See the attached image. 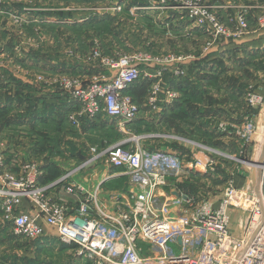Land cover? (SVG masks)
Returning <instances> with one entry per match:
<instances>
[{
  "label": "built area",
  "instance_id": "1",
  "mask_svg": "<svg viewBox=\"0 0 264 264\" xmlns=\"http://www.w3.org/2000/svg\"><path fill=\"white\" fill-rule=\"evenodd\" d=\"M150 4L149 9L174 11L203 32L208 38L202 50L205 54L224 41L236 43L253 29H264V7L259 5H241L224 16L228 6L220 9L212 0H150ZM220 11H224L222 15ZM86 61L117 73L89 84L79 78L60 79L63 94L78 108L68 117L75 129H80L83 121L103 115L126 133L141 116V108L128 93L132 85L149 82V104L156 107L164 91L165 75L187 74L186 69L176 66L184 61L182 57L169 56L163 61L148 51L111 60L99 47H93ZM153 64L160 65L155 75L147 71ZM169 65H173L172 69ZM39 80L44 81L41 77ZM247 96L249 110L240 122H223L218 129L234 135L242 148L255 133L257 113L264 103L261 95L252 92ZM171 97L178 95L173 93ZM142 140L144 137L135 136L113 145L53 183L44 184V172L37 161L20 163L16 157L8 161L11 142L0 136L1 223L32 244L45 237L47 225L57 232V241L75 251V259L84 264H264L262 190L242 191L229 180L218 204L185 192L165 194L170 180L213 173L220 159L236 158L199 145L184 162L166 149L146 147ZM100 156L127 176L126 191L103 199L101 185L76 183L81 171L95 164ZM249 165L264 173V161ZM63 191L78 198L76 205L61 198ZM25 202L34 208L33 214L21 212ZM232 209L250 214L243 237H236L231 231Z\"/></svg>",
  "mask_w": 264,
  "mask_h": 264
},
{
  "label": "crops",
  "instance_id": "2",
  "mask_svg": "<svg viewBox=\"0 0 264 264\" xmlns=\"http://www.w3.org/2000/svg\"><path fill=\"white\" fill-rule=\"evenodd\" d=\"M19 1L20 9L12 10L10 4L8 6L5 5L2 9L7 13V15L0 16V43H3V46L6 47L5 44H8V40L14 38V41L17 43V45L23 44L24 47V53L22 48L18 50V54L14 51L16 54L17 67L19 66L14 77H10V73L7 68L0 66V111H7V117H10L11 114H13L12 116L14 117L13 119H9L12 120L9 124L4 123L2 119L0 120L2 123L1 128L3 126L1 129L2 131L0 130V136L5 141L11 142V145L9 144L11 148L8 149V161H11L15 157L18 158L20 163L30 160L37 161L40 164L44 175L46 176L49 175L53 169L60 170L62 167L60 168V165L56 164L52 165L54 163H40L37 159H35L37 157L36 147L35 149H27L24 145L18 144V138H11L13 131L18 132V135L33 134L40 127H52L54 124L60 123V127L62 128L63 132H70V127L72 129V126L68 117L70 114L76 113L78 108L63 94L59 81L63 77L79 78L84 81V84H89L96 78H105L107 80L116 75L117 70L110 69L107 66L103 67L100 64L92 65L86 61V57L93 47H99L103 55L111 60H115L120 55L119 52H117V49L119 50V42L116 36H111V33H106V31L104 33V30H112L114 27H116L115 25L113 26L112 21L115 23L116 18L114 16L117 15H114L111 10H108V12H105V17H103V15H100L102 13H99L101 8H98L95 10V15L91 17L90 14L93 13L92 10H89L83 6L76 10H71V8L67 7V5L55 7V5L49 4L50 7H45V5H30V7H26L23 5V3H21L22 0ZM143 1H140L139 3L142 4L144 8H149L150 0H146L147 4H145ZM223 1L224 5L229 7V12L234 13L236 11L234 9L236 4L235 1ZM246 2L250 3L246 4L249 6L259 5L264 7V0H252V3L251 0H248ZM116 4L117 3L113 0V6ZM129 4L132 5V9H130L132 13V10H134V8L136 9L137 7H134L133 0H129ZM172 16L179 18V16L174 13ZM136 18L139 22L140 20L142 21V19L146 21V18H143L139 15H137ZM136 18L133 16L130 19L135 20ZM127 19L129 20V17H127ZM181 21L182 20H180V22ZM86 22L90 23L87 24ZM152 22L154 26H160L157 24V20H153ZM185 22L187 21L185 20L183 23L181 22L179 25V30L186 33L190 32L188 35H192V37L194 34H196L197 37H201L202 41H208L207 36L197 29L195 25L190 23L189 25H184ZM161 24H163V22ZM38 26H41L42 28H39ZM72 26H78V28L82 30L75 37L74 42L78 47L76 49L73 47V44L70 41L72 38L71 35L73 33L70 31L73 29ZM143 26L146 27L145 25ZM166 26L167 24L164 25V27ZM60 28H62L60 31L64 35V37L62 36L64 41H61V44H59V41L57 42L53 33L58 31ZM39 29H43L44 36L49 35L47 36V39H45L47 42H42L41 39L40 44L37 41L34 44L33 41L32 45H30L31 49H28V51L26 45L31 44L30 41L28 42V40L37 37L38 31H40ZM92 29L97 30V34L93 35V33L90 32ZM117 29L119 31V28ZM124 29L127 35V38L123 40L124 43H130L131 38H133V40H137V37L135 38L131 32V29H129L127 26H125ZM45 43L49 48L46 54L43 55L39 50H41V47ZM37 44L40 45L39 48L37 47ZM58 45L64 47L72 45V48L71 51L67 50L64 52V50H62V53L59 54V51H56ZM102 46H104L106 49H109L111 51L109 53L111 54L104 53ZM249 47H255L256 50L264 51V29H253L249 34L236 43H232L228 40L217 44L212 47L208 53L199 56L200 58H193L194 60H189L182 57L184 61L179 67L186 69L187 74L182 77L174 76L172 73L166 74L164 78V91L161 94L160 100L156 107L150 106L149 98L147 101L146 98L144 99V104L146 101L145 105L148 106L150 110L144 109L137 102L140 97L139 90L142 89V95H144V88L145 86L147 87L148 84L147 81L137 82L128 89V93L134 98L136 103L141 108V116L134 125L141 126L143 131L141 132L140 136L144 137V140L157 139L158 146H155V149H166L179 156L184 162H187L189 158H191L193 153L198 150L199 145H207L222 150L236 158V160H230L228 158L220 159L221 161L219 162L217 170L213 173L195 174L191 177H184L179 180H170L168 187H166V195L170 193L171 195L175 196L176 193L181 192H187L188 194L194 195L193 191L187 190L186 184H194L196 183L195 179L197 177H206L214 173L226 175L225 180H233L235 187L239 190L246 192L262 190L264 192V173L260 168L253 167L252 165L246 163L242 164V160L239 158L240 156L238 155L239 157H236L237 153L232 152L231 150V147L234 146V143L231 141L232 137H230L228 134L221 133L219 130L214 131V129H212L211 133H209L208 125L214 124V121L218 118V116H222V122H231V118L227 113L228 111L226 112L224 109L219 108L217 115L215 113L216 110L214 111V114L206 113L205 116L201 117L198 115H192V112L198 109L200 106L198 102L194 101L195 97L197 96L196 94H198L197 92H200L199 86L197 87V82L199 81L200 76L208 78L205 75L211 73L214 70L216 63L220 64L222 68L227 69V59H238V57L231 55H238V51H234V49H244ZM115 48L116 51L113 53ZM148 49L149 48L147 47V49L133 50L148 51L151 53V51ZM80 50L81 52H79ZM240 53L241 52L239 51V54ZM262 54H264V52ZM169 66L170 69H172L173 65ZM159 68L160 65L153 64L149 65L147 71L149 74L155 75L156 70ZM224 70L225 69H222L221 72H224ZM40 77L43 78L44 81H40ZM143 84L145 86H143ZM146 89L149 93L148 88ZM173 93H176L178 97L172 98L171 95ZM253 93L261 95L264 98V85L259 86L256 89L254 88ZM99 117H101V119L108 120V118L104 117L103 115L97 116L92 121L87 119L82 122L81 128L76 132L77 135L85 137V134H91L92 132H95L96 125H98L100 122ZM203 122L207 127L206 130H202L206 131L205 134L208 136L207 139H209L207 142L195 135L194 132L197 128L204 126L202 125ZM255 124L259 137H255L250 147L252 152L254 150L259 152L257 154L253 153L244 156V158L248 160V162L261 164L264 161V106L258 111ZM7 126L8 128H6ZM68 126L70 127L68 128ZM108 127L113 128L111 124L108 125ZM115 127L114 130L116 132H121L117 125ZM152 127H156V129L153 130ZM182 127L185 129V131H182ZM156 130L158 131L156 132ZM80 131H82V133ZM65 134L66 133H64V135ZM184 134H187L188 136ZM145 137L147 139H145ZM67 139L72 138L68 137ZM127 140V138L121 141L117 139L105 149L107 150L113 145L123 144ZM215 142H218V144H215ZM102 170L104 172V169ZM44 175L42 177L43 183ZM120 175L122 174L114 171L112 175L104 177L103 180H106V183L114 182L119 180ZM103 180L101 182H104ZM75 181L76 183L83 182L82 180L80 181L79 177H76ZM53 182L54 180H46L44 184H50ZM110 193H114V190H103L102 198L105 199L110 195ZM197 195L198 199L200 200L215 201L218 204L223 197V191L218 196H213L210 192L205 191L201 193L199 192ZM60 196L66 202H70L73 205H76L75 202L78 200L77 197L68 195L64 193V191L60 194ZM21 212L33 214L34 208L28 202H25ZM230 214L231 231L233 235L236 237H243L250 220V214L239 209H232ZM44 226L46 235L36 244H40L42 248H48L52 246L55 241L58 242L56 239L57 232L47 225Z\"/></svg>",
  "mask_w": 264,
  "mask_h": 264
},
{
  "label": "rangeland",
  "instance_id": "3",
  "mask_svg": "<svg viewBox=\"0 0 264 264\" xmlns=\"http://www.w3.org/2000/svg\"><path fill=\"white\" fill-rule=\"evenodd\" d=\"M16 1L19 0H0V16L7 15V13L2 9L5 5L8 6L10 4L12 10L20 9V1ZM140 1L143 0H133V5L137 8H134V10H132V13L130 11V9H132V5H130L131 3L129 4V0H114V2L117 3L114 6L113 0H22L21 3H23V5L26 7H30V5H45V7H50V5H55V7L67 5V7L71 8V10H76L79 7L81 8L83 6L88 8L89 10H92L93 13L90 14L91 17L95 15V10L98 8H101V10H99V13H102L100 15H103V17H105L106 15L105 12L111 10L114 15H117L114 16L116 18V24L112 21L113 26L115 25L116 27H114L112 30H104V33L106 31V33H111V36H116L119 42V50L117 49V52H119L120 55L136 52L133 49H147V47L149 48L148 50H150L151 53H153L157 57H160L163 61L168 60L169 56H180L184 59L194 60L195 58H200L199 56L205 54L202 52L206 44L205 40L202 41L201 37H197L196 34H194L192 37V35H188L190 32L186 33L179 30V25L181 24V22L183 23L185 21L184 19L172 16L173 13L176 14L174 11H163L157 9L154 10L153 8L149 9L147 7L144 8V6L139 3ZM213 1L218 5L220 9H223V0ZM233 1L236 2L234 8L235 10H237L238 6H241L243 4H250L246 2L248 0ZM143 2L147 4L146 0ZM227 10H229V7L227 8ZM227 10H224L225 12L220 11L221 15L224 12V16H227L229 12ZM137 15L146 18V21L142 19V21L140 20L139 22L136 18ZM133 16H135L137 20H131L130 18ZM127 17H129V20L127 19ZM179 19L182 21L180 22ZM153 20H157V24H159L160 26H154L152 22ZM162 22L163 24H161ZM86 23L88 24L90 22ZM166 24L167 26L164 27V25ZM143 25H145L146 27H144ZM184 25H189V22H185ZM125 26L131 29V32L133 33L135 38L137 37V40H133V38H131L130 43L123 42V40L127 38L126 31L124 29ZM38 27L42 28L41 26ZM72 28L73 29L70 31L74 34H70L72 37L70 41L73 44V47H75L76 49L78 47L74 42L75 37L82 30H80L78 26H72ZM117 28H119V31ZM61 29L62 28H60L58 31L53 32L54 37L57 42L59 41V44L64 41L62 38V36L64 37V35L60 31ZM90 32H92L93 35L97 34V30L95 29H92V31ZM47 36H44L43 29L38 31L37 37H34L35 39L31 38L30 40H28V42L30 41L31 44L26 45L27 50L31 49L30 45H32L33 41L34 44L36 43V41L40 44L41 39L42 42H47L45 40L47 39ZM39 44H37L38 48L40 47ZM5 45L6 47L3 46V43H0V66H4L5 68H7L10 73V77L12 78L17 73V69L19 67H17L15 53L18 54V50L21 48L24 53V47L23 44L17 45V43L14 41V38L8 40V44ZM48 48V45L45 43L41 47L42 51H39L41 52V54L45 55L48 51ZM71 48L72 45L67 47L58 45L56 51H59L60 54L62 53V50H64V52H66L67 50L71 51ZM102 48L104 49V53L111 52L104 46H102ZM115 51L116 48L114 49L113 53ZM234 51H238V55H231L234 57H238V59H227V69L222 68L220 64L216 63L214 66V70L211 73L205 75L208 78L200 76V79L197 82V87L199 86L200 92H197L198 94H196L197 96L194 99V101L198 102L200 106L198 107V109L192 112L193 116L198 115L199 117H201L205 116L206 113L214 114L215 110V113L217 115L220 108L224 109L226 112L228 111L227 113L231 118L230 123H239L240 120L248 112L249 106L246 100L248 97L247 95L249 93H252L254 88L256 89L259 86L264 85V54H262L264 51L256 50L255 47L244 49L237 48L234 49ZM239 51L241 52L240 54ZM79 52H81V50ZM181 64L182 63H179L176 66L179 67ZM222 69H225L224 72H221ZM147 83V87L143 84V86H145L144 95H142L143 90H139L140 97L137 102L144 109L150 110V108L145 105L146 101L149 98V93L146 88H148L149 90L150 83ZM145 98L146 101L144 104ZM263 106L264 104L260 107V109ZM6 112L7 111H0V120L2 119L4 123L9 124L12 121L9 119H13L14 117L12 116L13 114H11L10 117H7ZM222 119V116H218V118L214 121V124L208 125L209 133H211L212 129H214V131H217L219 129V126L223 123ZM99 121V124L96 125L95 132H92L91 134H85V137L77 135L76 132L78 131V129H75L73 126L72 129L70 126H68V128L70 127V132H63L62 128L60 127V123H56L52 127H40L33 134L18 135V132L13 131L11 138H18V144L24 145L27 149H35L36 147L37 157L35 159H37L40 163H54L52 165L56 164L60 165V168H64H61L60 170L53 169L49 173V175H44L43 180L45 183L46 180L55 181L61 176L65 175L68 171L76 169L80 165H84V163L89 161L93 156L103 153L106 150L105 148L117 139L121 141L125 140L126 138L133 139L135 138V136L140 137V134L143 131L140 125H133L130 127V130H127L126 133L116 132L114 130L116 122L114 120H104L99 117ZM110 124L113 126V128L108 127V125ZM1 125L2 123L0 121V130L3 128V126L1 128ZM202 125L204 126L197 128L194 132L195 135L207 142L209 141V139H207L208 136L205 134L206 131H202L204 129L206 130L207 127L204 122ZM6 128H8V126ZM152 129L154 130L156 129V127H152ZM157 131L158 130H156V132ZM182 131H185L183 127ZM80 132L82 133V131ZM254 132L255 133L253 134V137L249 139V142L246 144L245 148H242V144L234 135H229L230 137H232V143H234V146L231 147V150L232 152L237 153L236 157L240 156L239 158L242 160V164H252V162H248V160H246L244 156L253 153L257 154L259 152L255 150L252 152L250 147L255 137H259L257 128ZM64 133L66 134L64 135ZM68 137L72 139H67ZM142 143L149 148L158 146L157 139H150L145 141L142 140ZM215 144H218V142H215ZM103 157L100 156L95 164L88 165V167L82 170L77 177H79L80 181H83L81 183H84L85 185H93L94 187H96L97 185H101L102 190L104 191L114 190V193L110 194H119L117 193V191H125L127 187V176L120 175L119 180L110 183H106V180H103L104 177L112 175L114 171L118 173L121 172L120 170H114L113 168H110V165L107 164V158ZM102 169H104V172ZM225 179L226 175H221L220 173L210 174L206 177L199 176L195 179V185L192 183H187L186 188L187 190L193 191L194 195L192 196L195 197H198L197 193H201L204 191L210 192L213 196H218L222 193L223 189L226 186L227 181ZM102 180L104 182H101ZM68 247L69 246L62 245L56 241L52 246L48 248H42L40 244L33 245L32 243H28L22 238L15 236L13 230L8 225L0 223V264H84L79 259H75V251L69 249Z\"/></svg>",
  "mask_w": 264,
  "mask_h": 264
}]
</instances>
